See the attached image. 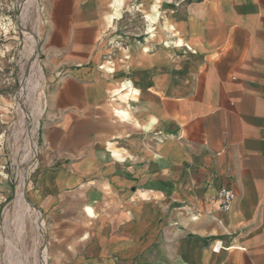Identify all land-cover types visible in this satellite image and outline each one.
<instances>
[{
	"label": "crops",
	"instance_id": "crops-1",
	"mask_svg": "<svg viewBox=\"0 0 264 264\" xmlns=\"http://www.w3.org/2000/svg\"><path fill=\"white\" fill-rule=\"evenodd\" d=\"M133 2L41 0L50 264H264V0Z\"/></svg>",
	"mask_w": 264,
	"mask_h": 264
},
{
	"label": "rangeland",
	"instance_id": "rangeland-1",
	"mask_svg": "<svg viewBox=\"0 0 264 264\" xmlns=\"http://www.w3.org/2000/svg\"><path fill=\"white\" fill-rule=\"evenodd\" d=\"M132 4L123 16L127 24L116 30L112 42L117 52L125 54L130 41L144 42L145 37L157 31V25H153V29L149 28L151 25L150 22L146 23L145 16L137 14L140 13L139 0H134ZM42 10L41 0H0V264H50L49 221L47 215L39 210L45 219V223L42 222L32 201L37 181L34 170L40 146V126L37 136L33 127L39 112H44L45 104L42 103L46 101L44 71L43 98L33 101L31 97L34 89L31 80L34 40L38 42L36 51L43 70L39 50ZM137 21L138 24L132 27V23ZM146 25L149 26L147 29ZM105 67L111 70V61H107ZM34 157H37L36 162ZM19 188L25 190L27 199L28 218L24 220L20 216L23 212L16 202ZM30 216L35 218L36 224Z\"/></svg>",
	"mask_w": 264,
	"mask_h": 264
},
{
	"label": "bare ground",
	"instance_id": "bare-ground-1",
	"mask_svg": "<svg viewBox=\"0 0 264 264\" xmlns=\"http://www.w3.org/2000/svg\"><path fill=\"white\" fill-rule=\"evenodd\" d=\"M29 2H30V0H29ZM120 8V7H119ZM158 20V19H157ZM33 45V44H32ZM34 49H33V47H32V49H33V52H32V60H33V68H34V71H33V74H32V78H31V80H32V86H34V89H33V91H32V100L33 101H41V99L43 98V93H42V89H43V87H42V82H43V70H42V68H41V66H40V64H39V62H38V54H37V51H36V48H37V46H38V42L36 41V40H34ZM45 101V100H44ZM35 103V102H34ZM35 104H37V103H35ZM43 104H45V102L44 103H42V105ZM39 105V104H38ZM35 107V106H34ZM39 107H40V105H39ZM43 107H45V106H43ZM42 106H41V109L43 108ZM37 109H38V106H37ZM40 109V108H39ZM44 109V108H43ZM42 109V110H43ZM36 110V109H35ZM43 112H39V115H37V119H36V121H35V127H33V129L35 128V136H37V132H38V127H39V117H40V115L42 114ZM35 115V114H34ZM35 118V117H34ZM31 126V125H30ZM33 126V125H32ZM31 133H33L32 132V129H31ZM34 142H35V145H34V148L36 147V139L34 140ZM35 159H34V161L36 162V160H37V157H34ZM16 202H17V205H18V207H19V209H21L22 210V212H23V215H20L21 217H22V220H24V219H27L28 218V215L26 214V206H27V199H26V193H25V190H23V188H19V191H18V194H17V200H16ZM29 208V207H28ZM30 219L32 220V222L34 223V224H36L35 223V218L33 217V216H30ZM21 220V221H22ZM32 223V224H33ZM36 226V225H35Z\"/></svg>",
	"mask_w": 264,
	"mask_h": 264
},
{
	"label": "built area",
	"instance_id": "built-area-1",
	"mask_svg": "<svg viewBox=\"0 0 264 264\" xmlns=\"http://www.w3.org/2000/svg\"><path fill=\"white\" fill-rule=\"evenodd\" d=\"M217 200L220 204L221 210L228 213L235 200V193L231 189L222 188L217 194ZM214 250H219V245H217Z\"/></svg>",
	"mask_w": 264,
	"mask_h": 264
}]
</instances>
